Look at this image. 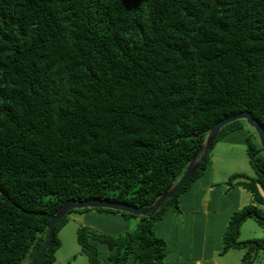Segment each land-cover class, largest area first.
I'll use <instances>...</instances> for the list:
<instances>
[{
  "label": "trees",
  "instance_id": "16d2710c",
  "mask_svg": "<svg viewBox=\"0 0 264 264\" xmlns=\"http://www.w3.org/2000/svg\"><path fill=\"white\" fill-rule=\"evenodd\" d=\"M249 111L264 130V0H0V264H55L59 231L46 246L52 214L68 200L109 199L152 206L184 175L226 116ZM244 120L224 126L205 161L155 214L125 234L78 231L88 264L99 244L113 264H164L154 226L207 171L215 145ZM245 138L256 176L228 184L264 204V153ZM253 205V204H252ZM235 212L226 252L242 264L264 240L238 241L255 206Z\"/></svg>",
  "mask_w": 264,
  "mask_h": 264
},
{
  "label": "crops",
  "instance_id": "0c3cea01",
  "mask_svg": "<svg viewBox=\"0 0 264 264\" xmlns=\"http://www.w3.org/2000/svg\"><path fill=\"white\" fill-rule=\"evenodd\" d=\"M224 143L227 145L225 152L231 154H228V157L223 156V153L216 151L214 147L209 169L178 196L180 210L169 207L164 217L154 226L155 233L167 243L164 264H242V258L246 253L245 248L232 247L226 252H223V248L224 235L233 214L253 201L250 191L241 186L230 187L228 184L230 176L237 172L229 171V163L234 162L233 151L241 145L246 147V144L244 139H226ZM238 162L245 168L244 160L238 159ZM223 164L226 166L225 170L220 169ZM212 214L214 222L210 225L211 235H208L207 224ZM79 217L69 219V222L59 231L61 246L56 252L55 264H88V256L82 253L78 241V231L83 226L84 218L88 219L86 226H91L95 231L106 234L123 233L135 226L134 219L139 221L137 217H128L119 212L105 210H87L81 216L83 218ZM248 219L253 218H247L241 224L239 242L254 240L253 233H248L250 230L245 226ZM255 223L259 229H264V224L257 220ZM68 225H72L71 228H67ZM257 227L254 226L255 230ZM70 229L75 235L73 237L72 234L69 241L65 239V236ZM66 241L67 244L73 243V246H75L73 242L75 241L77 244L75 250L73 248L69 252L65 247ZM106 247L108 250L104 253L100 264H113L109 259L111 251L107 245ZM124 264L136 263L134 258L130 257Z\"/></svg>",
  "mask_w": 264,
  "mask_h": 264
},
{
  "label": "water",
  "instance_id": "95a60500",
  "mask_svg": "<svg viewBox=\"0 0 264 264\" xmlns=\"http://www.w3.org/2000/svg\"><path fill=\"white\" fill-rule=\"evenodd\" d=\"M245 119L247 124L254 128L255 133L258 135L261 148L258 150V154L264 153V130L262 125L258 120H256L249 111H242L230 116H226L217 123H215L209 132L208 138L205 145L200 148L198 153L193 157L192 161L188 165L184 175L181 179L175 183L173 186L164 191V193L156 200V202L149 207H138L126 202L114 201L109 199H90L76 201L75 199L68 200L64 203L54 214H52L50 222L48 224L49 236L46 246L41 252L37 254L40 257L45 253L53 244L55 233V227L57 223L64 218L67 213L73 209H83V208H107L119 210L121 212L131 213L137 216H147L149 214H155L160 207L174 195L181 191L190 178H192L197 170L201 167L202 163L205 161L209 150L213 146L215 140L218 137L220 130L227 124ZM35 259V258H34ZM34 259H31L27 264H31Z\"/></svg>",
  "mask_w": 264,
  "mask_h": 264
},
{
  "label": "rangeland",
  "instance_id": "374dc122",
  "mask_svg": "<svg viewBox=\"0 0 264 264\" xmlns=\"http://www.w3.org/2000/svg\"><path fill=\"white\" fill-rule=\"evenodd\" d=\"M242 120H244L243 121V126L241 127V129H237V130H235V131H232V132H229V133H227V135L224 137V138H222L217 144H216V146H215V148H216V151H220V152H222L223 153V156H226V157H228L231 153L230 152H225V149L227 148V145H225V143H224V140H226V139H231V140H243L244 139V141H245V138H246V136H248L249 134H251V135H253V134H255V130H254V128L253 127H251L250 125H248L247 124V122H246V120L245 119H242ZM254 141H255V143L256 144H259L260 145V140H259V138H254ZM238 148V149H237ZM237 148H235L234 149V151H233V156H234V162H230L229 163V167H230V169H229V171H231V172H234V171H237L236 173H246V174H248V175H250V176H256V170L254 169V167L252 166V164H251V161H250V157H249V154H248V152H247V146L245 147L244 145H241V147H237ZM212 154H213V151H212V153H211V157H212ZM229 154V155H228ZM238 159H241V160H244V162H245V168L244 167H242L239 163L240 162H238ZM235 161H237V163L235 162ZM220 164V163H219ZM220 169L221 170H225L226 169V166H225V164H223V166H221L220 167ZM219 169V170H220ZM222 175H223V173H221ZM229 186L231 187L232 185H230L229 184ZM235 186V185H234ZM250 204L252 205V206H255V208L257 209V211H258V215L260 216V217H262V218H264V204H260V203H255V201L253 200L252 201V203L250 202ZM250 204H248V205H250ZM247 206V205H246ZM245 206V207H246ZM244 208V207H243ZM242 208V209H243ZM88 210H99V209H96V208H92V209H88ZM87 210H80V211H72L70 214H69V218L70 219H73L75 216L76 217H79V218H83V217H81V216H83V214H85V212H86ZM138 218V222H139V224H140V220H141V218L140 217H137ZM214 215L212 214V218L208 221V224H207V226H208V229H207V234L208 235H211V231H212V228L210 227V225H211V223H213L214 222ZM87 221H88V219H86L85 220V218H84V220H83V222H82V227H86V228H88V229H90V230H93V231H95L91 226L89 227V226H86L87 225ZM134 222H135V226H132L130 229H128V230H126V231H124L123 233H120V234H125L126 232H128V231H133V230H135L136 228H138V226H139V224H138V222H137V219H134ZM136 222H137V224H136ZM256 219H248L247 220V223H246V227H247V229H249L250 231L248 232V233H253V238H254V240H259V241H261L262 242V240H264V229H259L258 227H257V225H256ZM243 223V222H242ZM241 223V224H242ZM248 224H250V225H248ZM248 225V226H247ZM71 226L72 225H68V227L67 228H71ZM241 226V225H240ZM254 226H256L257 227V231L255 230V228H254ZM245 227V228H246ZM264 227V226H263ZM71 230L72 229H70V230H68L67 231V233H66V236H65V239L67 238L69 241L71 240V235L73 234V237H74V235H75V233L74 232H71ZM73 231H75L74 230V227H73ZM239 231H240V227H239V230L237 231L238 232V235H239ZM95 232H98V231H95ZM245 232V230H243V233ZM254 232L256 233V234H254ZM98 233H102V232H98ZM106 234V233H105ZM245 234V233H244ZM113 235H118V234H113ZM58 236H59V238H60V234L58 233ZM249 239V238H248ZM74 242V244H75V246H73V243H68L67 244V241H66V245H65V247H67L68 248V251L70 252L71 250H73V248H74V250H75V248H76V246H77V244H76V242L75 241H73ZM98 248H99V257H100V261L102 260V257H103V255H104V253L105 252H107V247H106V245H104V244H101V245H98ZM105 248V249H104ZM254 263L255 264H264V248H261L260 250H259V252H258V254L256 255V257L254 258Z\"/></svg>",
  "mask_w": 264,
  "mask_h": 264
}]
</instances>
